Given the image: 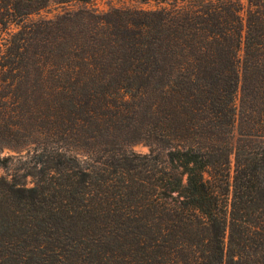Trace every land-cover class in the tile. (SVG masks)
I'll return each instance as SVG.
<instances>
[{
	"label": "trees",
	"instance_id": "obj_1",
	"mask_svg": "<svg viewBox=\"0 0 264 264\" xmlns=\"http://www.w3.org/2000/svg\"><path fill=\"white\" fill-rule=\"evenodd\" d=\"M89 1L0 0V264H264V0Z\"/></svg>",
	"mask_w": 264,
	"mask_h": 264
},
{
	"label": "rangeland",
	"instance_id": "obj_2",
	"mask_svg": "<svg viewBox=\"0 0 264 264\" xmlns=\"http://www.w3.org/2000/svg\"><path fill=\"white\" fill-rule=\"evenodd\" d=\"M81 6H87V7H93L94 9L98 11H105L109 9L110 7H122V6H128V7H139V8H146L151 9L154 8L155 4L153 2L148 3H142L140 0H90L88 3L83 2H72L70 4L66 5H56L51 4L49 7L40 10L37 13H33L29 15L26 20H36L40 18H52L54 15L59 13L60 11L64 9H71V8H77ZM32 143H25L23 145H19L16 147L13 146H3L0 148V158H3L5 156H12L13 159L20 158L22 160L25 159L26 155L31 152L32 150ZM130 148L135 151L136 153H146L148 152V145H145L142 142H137L132 145H130ZM76 155L80 159H85L87 153L84 151V149L79 148L76 152ZM11 162L12 166L20 165L21 162L18 161ZM4 173L3 169H0V174Z\"/></svg>",
	"mask_w": 264,
	"mask_h": 264
}]
</instances>
